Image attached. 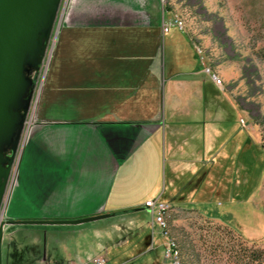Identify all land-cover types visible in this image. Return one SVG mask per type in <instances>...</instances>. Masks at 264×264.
<instances>
[{"label": "crops", "instance_id": "0c3cea01", "mask_svg": "<svg viewBox=\"0 0 264 264\" xmlns=\"http://www.w3.org/2000/svg\"><path fill=\"white\" fill-rule=\"evenodd\" d=\"M167 9L159 0L69 1L23 142V166L7 197L9 218L73 219L114 211L131 218L124 225L129 228L136 226L138 210L149 211L141 208L149 198L192 208L217 199V181L230 179L234 151L254 135L238 106L217 98L212 78L207 88L199 76L209 60H201L187 31L177 25L180 30H163ZM229 118L238 120L236 131ZM139 229L142 236L145 227ZM128 237L115 245L139 248L142 238ZM57 242L60 261L51 252L40 261L93 264L109 248L107 238L94 240L84 227ZM157 247L162 253L161 235Z\"/></svg>", "mask_w": 264, "mask_h": 264}, {"label": "rangeland", "instance_id": "374dc122", "mask_svg": "<svg viewBox=\"0 0 264 264\" xmlns=\"http://www.w3.org/2000/svg\"><path fill=\"white\" fill-rule=\"evenodd\" d=\"M69 1L62 0L56 21L58 27L51 33L41 67L30 74L39 75L37 87L46 65L48 64L47 70L50 66L53 41L55 44ZM159 6L168 8L165 22L173 21V17L182 20L181 28L192 37L201 57L209 60L206 65H211L212 72L221 80L216 87L217 98L224 100L225 96L228 97L242 112L244 122L247 123L248 120L250 123L254 139L247 146H239L234 151L229 160L230 179L226 182L227 179L223 178L222 183L217 181L215 201L194 205L195 208H174L169 220V231L168 228L166 231L168 236L162 233L160 235L165 246L168 238H172L177 245V262L174 257L165 255V247L162 253H158L159 226L155 224L152 229L151 214L142 209L136 212L139 215L136 226L129 228H125L131 219L129 216L122 218L115 215L79 223L5 224L1 264H54L40 261L39 258L51 252L53 259L60 261L62 252L57 240H68L73 237L74 230L80 227L86 228L94 240H109L108 250L99 255L106 257L110 264H142L145 260H163V257L169 259L166 264H264V251L260 250H264V0H159ZM169 27L170 31L178 28L174 25ZM201 33L203 36L199 37ZM203 38L209 41V45H205ZM168 44L169 35H164L162 46L163 49L166 46L167 61L170 48ZM213 45L217 47V55H213ZM215 64L217 71L214 69ZM199 74L207 80L209 88L210 75L206 71H200ZM37 87L32 92V99ZM33 107L29 109L26 119L27 122L30 119V126L34 122ZM234 120H227L233 125L231 132L240 126L238 120ZM26 126L27 124L16 151L18 160L12 164V174L4 198L3 218H8L6 203L16 169L19 168L20 171L23 166L20 154L29 131ZM235 144L236 141L233 140V145ZM117 225L122 228L117 229ZM98 227L100 228L96 230ZM139 227H145L142 236L138 234ZM106 230H109L108 237ZM35 236H39V242L34 241ZM125 237L133 240L141 237L142 246L135 247L132 242L115 245V241H122ZM144 248L145 251L141 252ZM254 255L261 256L262 262H258V259L253 261ZM127 256L131 258L123 261Z\"/></svg>", "mask_w": 264, "mask_h": 264}, {"label": "water", "instance_id": "95a60500", "mask_svg": "<svg viewBox=\"0 0 264 264\" xmlns=\"http://www.w3.org/2000/svg\"><path fill=\"white\" fill-rule=\"evenodd\" d=\"M62 0H0V264L5 224L79 223L116 214L101 212L73 219L3 218L4 198L17 162L16 151L30 109L36 75L51 33L58 27ZM11 148L12 154L5 151ZM146 206H141L145 208Z\"/></svg>", "mask_w": 264, "mask_h": 264}, {"label": "built area", "instance_id": "2783aa9c", "mask_svg": "<svg viewBox=\"0 0 264 264\" xmlns=\"http://www.w3.org/2000/svg\"><path fill=\"white\" fill-rule=\"evenodd\" d=\"M169 25H177L179 28H181V26L178 24V22L175 20L174 17H173V21H169V22H165L164 23L163 30H165V31L168 30ZM53 45H54V41H53ZM53 45H52V48H53ZM199 56H200L201 60H204L201 57L200 54H199ZM41 64H42V62H41ZM41 64H40V67H41ZM40 67H39V69H40ZM47 67H48V64L46 65V67L44 69V73L42 74V79H40L41 83H40V85L38 87L36 85L38 83V77H39V75L37 76V74H36V83H35V86H34L33 90H35V87H37L38 90L36 92V95H34L35 97H33L34 99H32V95H31V101H30V108L32 106H34L33 107V110H32L33 111V114L35 113V108H36V105L38 103V99H39V96H40V92H41V88H42V85H43V81H44V78H45V75H46V72H47ZM204 70L207 73H209L210 77L212 78V80L216 84H219L216 81V79L212 76L211 65H206L205 64ZM32 101H34V102H32ZM32 103H33V105H32ZM29 122H30V119H29ZM29 122H27V120L25 122V125L27 124V126H26V129L27 130H28V128H30V123ZM241 122H244V119L243 118H241ZM25 133H27V131ZM144 205L146 206V208L149 210V212L151 214V227L153 228L155 224L158 225L159 226V229L161 230V233L163 235L168 236L167 232L165 231V217H167L168 214H169V212L171 211L172 205L169 204L166 201H162V200H159V199H156V198H149V199H147L145 201ZM165 255L167 257L172 256V257L175 258V250H174V248L172 246V243L170 242L169 238H168V242H167V244L165 246ZM175 262H177V259L176 258H175ZM92 263L93 264H109L108 261H107V259H106V257H104L103 255H96V256H94L92 258Z\"/></svg>", "mask_w": 264, "mask_h": 264}, {"label": "trees", "instance_id": "16d2710c", "mask_svg": "<svg viewBox=\"0 0 264 264\" xmlns=\"http://www.w3.org/2000/svg\"><path fill=\"white\" fill-rule=\"evenodd\" d=\"M5 153L7 154V155H11L12 154V149L11 148H8L6 151H5ZM174 208L175 207H173L172 206V209H171V211L169 212V214H168V216H167V228H168V231H169V220H170V217H171V214H172V212H173V210H174ZM172 239V238H171ZM173 240V239H172ZM176 245V244H175ZM176 249H177V253H178V247H177V245H176ZM258 250V249H257ZM261 251H264L263 249H260ZM254 251H256V250H254ZM176 258H177V255H176ZM258 259V260H257ZM252 260L254 261V260H257L258 262H262V258H261V256L260 257H257V256H253V258H252ZM178 264H179V262H178Z\"/></svg>", "mask_w": 264, "mask_h": 264}, {"label": "bare ground", "instance_id": "6f19581e", "mask_svg": "<svg viewBox=\"0 0 264 264\" xmlns=\"http://www.w3.org/2000/svg\"><path fill=\"white\" fill-rule=\"evenodd\" d=\"M177 22H178V24L180 25V26H182V20H180V19H175ZM212 76L216 79V81L220 84L221 83V80H220V78H219V76H217V74L216 73H214V72H212ZM167 217H165V231H167ZM170 240V242L172 243V246H173V248H174V250H175V257H176V255H177V249H176V245H175V242L170 238L169 239Z\"/></svg>", "mask_w": 264, "mask_h": 264}]
</instances>
